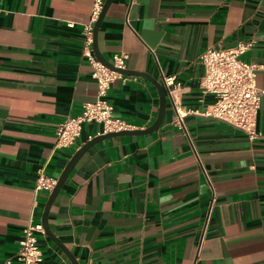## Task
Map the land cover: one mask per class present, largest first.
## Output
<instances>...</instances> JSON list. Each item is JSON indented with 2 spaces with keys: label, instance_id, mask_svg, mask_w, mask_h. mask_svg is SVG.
Returning <instances> with one entry per match:
<instances>
[{
  "label": "crops",
  "instance_id": "0c3cea01",
  "mask_svg": "<svg viewBox=\"0 0 264 264\" xmlns=\"http://www.w3.org/2000/svg\"><path fill=\"white\" fill-rule=\"evenodd\" d=\"M92 4L0 0V264H19L22 229L41 223L49 195L34 193L37 172L58 180L102 134L84 124L76 146L55 148L56 126L98 97L81 33ZM247 43L240 58L258 66L264 91V0L112 1L98 53L110 62L127 53L126 70L161 85L162 75L175 76L191 112L185 130L176 126L164 91L156 130L106 138L75 164L47 221L79 264H264V94L253 139L201 115L215 97L200 89L199 57ZM106 101L128 130L146 129L159 111L155 86L139 76L114 79ZM37 239L41 264H71L46 233Z\"/></svg>",
  "mask_w": 264,
  "mask_h": 264
},
{
  "label": "built area",
  "instance_id": "2783aa9c",
  "mask_svg": "<svg viewBox=\"0 0 264 264\" xmlns=\"http://www.w3.org/2000/svg\"><path fill=\"white\" fill-rule=\"evenodd\" d=\"M130 3L135 0H128ZM104 0H93L91 22L82 28L84 38V56L93 68L92 77L97 83L98 97L95 102L83 105L82 112L75 117H67L55 128V148L76 146L84 124L95 123L102 126V134L128 130L125 123L114 116L112 107L106 101V95L112 82L121 74L115 72L96 59L92 51L93 24L98 19ZM73 28L74 23H67ZM251 47V43L239 44L230 48L210 47L199 57L202 75L200 89L215 97L201 115L212 117L255 138L256 117L260 109L264 91L256 86L258 66L241 60L240 56ZM128 55L125 52L112 56L114 68L125 69ZM162 87L171 101L175 112L174 124L185 130L184 117L191 111L186 109L178 98L182 90L175 76L162 75ZM57 180L47 176L43 170L37 172L33 191L36 195H49ZM23 236L13 259L19 264H41L44 254L39 246L37 235L45 234L43 225L28 223L22 229ZM5 264H12L7 259Z\"/></svg>",
  "mask_w": 264,
  "mask_h": 264
},
{
  "label": "water",
  "instance_id": "95a60500",
  "mask_svg": "<svg viewBox=\"0 0 264 264\" xmlns=\"http://www.w3.org/2000/svg\"><path fill=\"white\" fill-rule=\"evenodd\" d=\"M112 1L113 0H105L104 1L101 13H100L98 19L95 21V23L93 25L92 50H93L94 56L96 57V59L98 61H100L106 67H108L109 69H111V70H113L115 72H118V73L123 74V75L139 76V77H142V78L147 79L148 81H150L155 86V88H156V90L158 92L159 111H158V115H157V118L154 121V123L152 125H150L149 127H147L146 129H142V130H121V131H118V132H109V133L97 135L96 137L90 139L89 141L84 143L74 153V155L71 157V159L68 161L66 167L62 171L60 177L57 180V183H56L55 187L53 188V190L51 191V193L49 194V196L47 198V201H46V204L44 206L43 213H42L41 224L43 225L44 232L65 253V255L70 260L71 264H79V263L76 261L74 256L58 241V239H56L54 237V235L50 231V228H49V225H48V221H47V217H48V212H49L50 206H51L55 196L57 195L58 191L60 190V188L62 187V185L66 181V179L68 178V176H69L71 170L73 169V167L75 166V164L78 162V160L81 158V156L88 149H90L92 146L96 145L98 142H100V141H102V140H104L106 138L124 136V135H144V134L151 133L152 131L156 130L160 126V124L162 122V119H163V116H164L165 107H166L165 92L163 90L162 85L157 80L153 79L152 77H150L149 75H147L145 73L135 72V71L126 70V69L114 68L110 61H108L107 59H105L103 56H101L98 53V50H97V47H96V36H97L98 27L100 25L101 20L103 19L104 15H105L107 9H108V7L112 3Z\"/></svg>",
  "mask_w": 264,
  "mask_h": 264
}]
</instances>
